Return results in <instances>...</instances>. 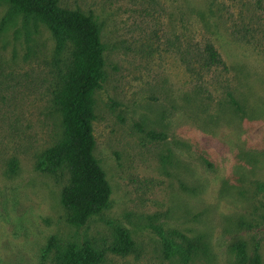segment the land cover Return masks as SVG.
I'll return each instance as SVG.
<instances>
[{
	"label": "rangeland",
	"instance_id": "obj_1",
	"mask_svg": "<svg viewBox=\"0 0 264 264\" xmlns=\"http://www.w3.org/2000/svg\"><path fill=\"white\" fill-rule=\"evenodd\" d=\"M59 5L100 26L94 154L112 193L101 213L74 226L63 183L35 168L37 153L62 136L53 91L69 51H56L44 22L0 3V264H54L53 236L101 242L118 228L136 250L109 252L101 264H234L237 241L251 255L259 245L264 264V0ZM207 40L226 66L208 70L190 57ZM173 230L200 243L188 263L162 251Z\"/></svg>",
	"mask_w": 264,
	"mask_h": 264
},
{
	"label": "trees",
	"instance_id": "obj_2",
	"mask_svg": "<svg viewBox=\"0 0 264 264\" xmlns=\"http://www.w3.org/2000/svg\"><path fill=\"white\" fill-rule=\"evenodd\" d=\"M0 3L9 4L14 14L44 22L55 40L56 51L63 54L69 51L68 64L53 91V101L62 112V136L37 153L35 168L63 183L61 202L66 220L81 226L107 207L112 193L106 173L94 154L96 112L93 95L105 79V49L100 26L80 9L62 8L59 0H0ZM189 55L197 56L208 70L226 66L218 48L208 40L197 52L189 51ZM232 100L238 103L234 98ZM152 136L162 135L152 133ZM8 169L17 172V157L10 158ZM157 230L161 231L160 228ZM171 233L172 237H162L165 257H176L188 263L198 253L200 243L179 230ZM50 245L54 251V264H101L109 252L125 256L136 250L135 239L124 228H118L111 240L62 243L53 236ZM232 250L234 264H263L259 245L252 255L245 241L235 242Z\"/></svg>",
	"mask_w": 264,
	"mask_h": 264
}]
</instances>
